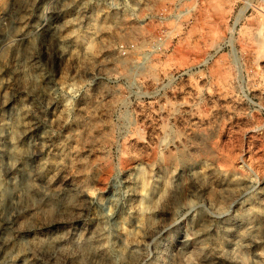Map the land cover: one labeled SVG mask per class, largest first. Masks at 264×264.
I'll list each match as a JSON object with an SVG mask.
<instances>
[{
    "label": "rangeland",
    "instance_id": "rangeland-1",
    "mask_svg": "<svg viewBox=\"0 0 264 264\" xmlns=\"http://www.w3.org/2000/svg\"><path fill=\"white\" fill-rule=\"evenodd\" d=\"M239 6L0 0V264H264V20Z\"/></svg>",
    "mask_w": 264,
    "mask_h": 264
},
{
    "label": "bare ground",
    "instance_id": "bare-ground-1",
    "mask_svg": "<svg viewBox=\"0 0 264 264\" xmlns=\"http://www.w3.org/2000/svg\"><path fill=\"white\" fill-rule=\"evenodd\" d=\"M92 25V24H91ZM30 40V39H29ZM28 40V41H29ZM92 43V42H91ZM86 45V44H85ZM83 49V48H82ZM63 51V50H62ZM72 51V50H71ZM75 51V50H74ZM85 51V50H84ZM88 52V51H87ZM65 54V53H64ZM73 54V53H72ZM80 54V53H79ZM66 86V85H65ZM63 106V105H62ZM61 106V107H62ZM63 108V107H62ZM57 109V108H56ZM23 110V109H22ZM21 114V113H20ZM60 117V116H59ZM19 118V117H18ZM58 121V120H57ZM6 124H7V122H6ZM24 124V123H23ZM17 125V124H16ZM18 125H19V123H18ZM7 127V126H6ZM8 129V128H7ZM202 136V135H201ZM13 138V137H12ZM11 138V139H12ZM10 143H13V142H10ZM11 145H13V144H11ZM10 150V149H9ZM19 150V149H18ZM15 152H18L17 150H16V148L14 147V149H13V153L14 154H16ZM13 156V155H12ZM15 156V155H14ZM15 158V157H14ZM13 158V159H14ZM47 159V158H46ZM45 160V159H44ZM43 160V161H44ZM9 161V160H8ZM52 161V160H51ZM48 162V161H47ZM54 162V161H53ZM53 162H50V163H48V166L49 167H51L53 170H57V168L59 167V165L61 166L62 164L60 163L59 165L57 164L58 162L56 161L55 163H53ZM144 162V161H143ZM147 162V161H146ZM46 163V162H45ZM140 163V162H139ZM142 163V162H141ZM141 163H140V165H141ZM148 163V162H147ZM11 165V164H10ZM46 165H47V163H46ZM45 165V166H46ZM150 165V164H149ZM47 166V167H48ZM44 167V166H43ZM137 167H138V165H137ZM150 167V166H149ZM42 168V167H41ZM45 168V167H44ZM140 168H142V167H140ZM145 168V167H144ZM40 169V168H39ZM49 172V171H48ZM53 172H55V171H53ZM145 172V171H144ZM144 172H143V168L142 169H140V170H138V175L136 174V179H137V188H138V194H140V197H141V199H140V201L139 202H137L138 204H136L137 205V210H138V215H137V217H136V222H137V225H136V228H134V230H137L141 225H139L141 222H143L142 220H143V218H144V215H145V210H146V207L148 206L146 203H145V198H146V191H145V189H146V187H145V185L146 184H148V183H146V177H145V175L146 174H144ZM204 172V171H203ZM47 173V172H46ZM50 173V172H49ZM48 173V174H49ZM56 173V172H55ZM148 173V172H147ZM202 173V172H201ZM52 175V174H51ZM149 175V174H148ZM51 177V176H50ZM53 177V176H52ZM42 178V177H41ZM48 178V177H47ZM47 178H45V179H47ZM148 178H150V177H148ZM50 178H48V180H49ZM51 180V179H50ZM149 180V179H148ZM23 182H22V188H21V193L22 194H24L25 196H33V194L36 192V186H35V184H32L29 180H27V179H24V180H22ZM49 182V181H48ZM48 182H46V184L48 183ZM49 183H51V182H49ZM234 183V182H233ZM237 183V182H236ZM45 184V186H46V188L47 187H49V186H47ZM164 184H166V183H164ZM44 186V187H45ZM51 186V185H50ZM38 187V186H37ZM52 187V186H51ZM50 187V189H52ZM45 190H47V189H45ZM147 190V189H146ZM150 190V189H149ZM47 191H49V189L47 190ZM53 191V190H52ZM0 192L2 193V192H5L4 191V189H3V191H2V185H1V182H0ZM19 192L20 191H10L9 193H8V195H10V196H12V197H17L18 196V194H19ZM46 192V191H45ZM51 192V191H50ZM53 193H54V191H53ZM54 196V195H53ZM71 197V196H70ZM28 198V197H27ZM66 198V197H65ZM69 198V197H68ZM149 198V197H148ZM33 200V199H32ZM158 200H159V198H158ZM57 201V200H56ZM59 201V200H58ZM54 202V201H53ZM67 202H68V200H67ZM147 202H148V200H147ZM52 204V203H51ZM58 204V203H57ZM65 204V203H64ZM63 206V205H62ZM136 208V207H135ZM62 209V208H61ZM136 210V211H137ZM147 211V210H146ZM136 213V212H135ZM147 213V212H146ZM135 215V216H136ZM146 215H148V214H146ZM147 217V216H146ZM140 229V228H139ZM133 231V230H132ZM131 232V231H130ZM128 236H130V241H132V242H134L135 241V238H136V231L135 232H131V233H129L128 232ZM57 238V237H56ZM126 238V237H125ZM53 240V239H52ZM90 240V239H89ZM48 241V240H47ZM50 242V241H49ZM49 242H47L46 244H45V246L46 247H49L50 246V243ZM87 243V242H86ZM129 245V244H128ZM37 246V245H36ZM54 247V246H53ZM35 248V247H34ZM125 249V248H124ZM52 252V251H51ZM8 253V252H7ZM17 253V252H16ZM10 254V253H9ZM8 254V256H10ZM7 256V255H6ZM5 256V257H6ZM23 256V255H22ZM12 261V260H11ZM26 262V261H25Z\"/></svg>",
    "mask_w": 264,
    "mask_h": 264
},
{
    "label": "built area",
    "instance_id": "built-area-1",
    "mask_svg": "<svg viewBox=\"0 0 264 264\" xmlns=\"http://www.w3.org/2000/svg\"><path fill=\"white\" fill-rule=\"evenodd\" d=\"M236 3L240 4L241 6L236 8L234 26H237L240 24V22H245L247 20H264V7L256 6L254 4L252 5L250 0H236Z\"/></svg>",
    "mask_w": 264,
    "mask_h": 264
}]
</instances>
